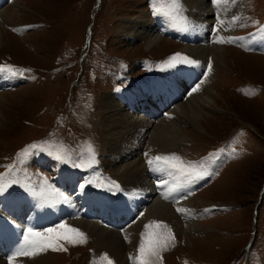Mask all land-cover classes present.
Listing matches in <instances>:
<instances>
[{
	"label": "rangeland",
	"instance_id": "374dc122",
	"mask_svg": "<svg viewBox=\"0 0 264 264\" xmlns=\"http://www.w3.org/2000/svg\"><path fill=\"white\" fill-rule=\"evenodd\" d=\"M205 1L208 14L203 9L195 11L191 2V8L184 6V10L183 0H8L0 9V67L15 70L0 71V189H4L0 196L34 195L32 190L39 193L47 180L53 199L36 196L45 204L62 201L70 205L71 216L59 225L79 229L86 237V242L71 243L61 235L66 229L51 227L55 229L49 236L53 247L43 250L46 264H116L112 253L98 240L96 229L115 232L124 244L125 264H140L142 234L151 221L166 224L172 234L159 258H151L152 264H264V0ZM154 9L159 13L154 14ZM191 11L197 12V21L206 25L205 32L196 30ZM144 15L154 22L153 34L161 39L157 48H147L148 41L141 36L129 43L123 33L127 22L136 24ZM7 16L15 24H6ZM157 21L182 30L188 41L179 43L162 36ZM90 24L92 35L84 43ZM220 38L225 42H215ZM200 44L208 47L204 63L183 49ZM213 47L222 50L219 54L215 51L214 56ZM177 53L210 73L206 87L213 90L215 103L203 110L195 124L178 118L186 136L159 156L175 154L185 164H202L213 174L185 185L169 177L163 200L178 224L150 219L129 245L126 230L143 218L138 216L139 210L137 219L124 228L119 221L113 228L96 222L99 226L90 230L89 222L95 221L73 213L71 204L79 190L82 194L77 202L84 200L85 189L112 200L126 193L119 176L121 167L108 165L101 99L112 96L131 114L133 103L129 101L138 91L134 90L137 84L160 75L164 82L175 79V70L170 68L184 63L171 60ZM199 85L195 82L191 89ZM70 90L74 94L68 109ZM146 137L142 146L148 143ZM57 154L66 162L57 160ZM135 157L131 155V159ZM63 174H74L75 186L68 185ZM59 178L71 194L52 183L58 184ZM182 196H187L183 212L177 211ZM127 198L123 204L135 212L134 200ZM187 208L191 212L189 222L185 219ZM5 209L0 210L2 219L8 218ZM114 217L126 219L129 214L117 212ZM37 229L35 232H46L50 228ZM15 256L0 257V261L19 264L24 257Z\"/></svg>",
	"mask_w": 264,
	"mask_h": 264
},
{
	"label": "bare ground",
	"instance_id": "6f19581e",
	"mask_svg": "<svg viewBox=\"0 0 264 264\" xmlns=\"http://www.w3.org/2000/svg\"><path fill=\"white\" fill-rule=\"evenodd\" d=\"M190 2L191 4H193V6L194 5L196 6V9H194L195 11L197 10L201 11V9H203V12L205 14L209 13L207 12L208 9H206L207 4L205 0H183L182 2L183 9H184V6H186L187 9L189 10L191 8ZM197 12L194 14L193 11H191V14L195 16L193 17L194 20H192L194 22L193 25H195L196 30H200L201 28L202 31L205 32L206 25H204V23L202 22L200 23L199 21H197L198 20ZM204 13H202L203 16L205 15ZM146 15L140 16L139 19L136 21V24H131L130 21L127 22L125 24V30L123 31V33L126 36V40L129 43L132 42L137 37L141 36L142 38L147 39L148 41L146 44L147 48L149 49L151 47L157 48L155 46L158 45L159 43H160L159 46H161L162 42H159L161 41V39L159 40V38L156 37L155 34H153L154 22H150L149 21L150 17L147 18ZM6 20H7L5 21L6 24H9L10 22L15 24V22L8 16ZM159 22L157 21V25L162 27V28L160 27L162 36H163V33L168 30H173V29L179 30V29L173 28L174 26L166 27V25H162L163 23L161 21ZM1 27L2 25L0 24V34L3 30L1 29ZM142 34H145V35H142ZM201 43L207 46L206 40L201 41ZM203 45L201 46L200 44L196 48H191V47L186 46L183 49L184 51L188 53L195 54L197 59L201 60V62L204 63L207 57L208 47L205 48V46ZM213 49H214L213 53L217 51V54H219L220 50H222V48H214V47ZM215 54L216 52L214 53V56ZM189 56L191 55L189 54ZM199 71L200 73L202 72V70H199ZM174 75L176 79L178 74L176 73ZM209 77H210V73L208 72V73L203 74L198 80L195 81L197 84L198 83L200 84L198 86V90L195 92L192 91L193 88L191 89L192 85L187 87V85H185L184 83H179L178 81L173 79V81L171 82L177 86V89H178L177 93L179 96V99H178L179 101L174 103V100H173V102L170 104V109H168L169 111H167V113L163 114L162 112L159 115H157L155 112L145 113L149 116H152L151 119L149 117L141 115V113H138L136 109L131 110L132 113L134 114L132 113L129 114L125 110L126 106L123 107L120 104H118L117 99L113 98L112 96L103 95L101 99L100 107H101V112L103 114V117H102L103 119L101 121L102 122L101 128L103 129V133L105 137L104 146L106 147V150L108 153V156H107L108 165L112 168V167H115L116 164H119L118 166L121 167V172L119 176L122 178L123 186L126 190V193L123 194L120 197V199L122 200V202H124L127 197L132 198L134 200L133 204H135L136 206L135 213L139 210L140 212L138 216L143 217L140 220V222H138L135 225H131L130 227H128L127 230L125 229L127 232L126 237H127V241L129 245L133 244V241L135 239L134 237H136L135 236L136 232L139 229H141L143 225L147 224V222L149 223L150 219L165 220L172 225L175 224V226L178 224V220H177L178 218L173 215V210L166 203H164L165 200H163L164 198L163 196H165L164 193L167 194L168 188H169L167 187L165 192H163V189L165 187V182L167 179H169V177H171L170 178L171 180H173L174 177L171 175H168L166 171L165 172H161L159 170L154 171L153 170L154 166L150 167L148 164V160L154 156L160 155L161 153H166V151H168L175 144L176 140L181 139L186 136L184 132L181 130L180 125L183 124L181 120L184 119L185 121L184 123L192 122L193 124H195L197 123V119L205 112V111L203 112V110L205 108H210L215 103L213 90L210 87H206V84H209L208 83ZM187 93L188 95L187 97H185ZM139 94L140 93L137 94L134 92V95L136 96H138ZM133 99H135V97L132 98L129 101V103H133ZM167 102L168 101L165 100V97H159L157 100H155L152 103V105L162 106L166 104ZM178 118L181 119L180 120L181 123L180 121L177 120ZM152 125H153L152 130L148 131ZM146 135L148 137L147 139L148 143L146 146H142V143H143L142 141ZM131 155L136 156V157L134 159H131ZM148 168L150 169V171H148ZM63 175H64L63 178L68 180L69 182L68 185L75 186V183H74L75 181L71 178L70 175H65V174ZM181 184L185 185V183L183 182ZM69 194H71L70 191H69ZM79 194H82L80 190L76 192L74 198H77ZM184 197L182 196V199L180 202V206L182 209L185 208V206L187 205V201L185 202L183 201L185 199ZM36 200L41 202V204L37 203ZM36 200L33 202V205L30 207V211H33L35 217L40 218L41 213L43 212V200L41 199L40 200L36 199ZM17 201L18 200H15L14 202L16 203ZM6 202H7L6 200H0V206ZM61 202L62 201H59V203ZM24 203L25 202L19 201L17 204L24 205ZM3 207L4 206L2 205V207H0V210ZM48 207L54 209V207H52L51 205H49ZM65 208L67 210L68 209L71 210L69 208V205H67ZM185 212H187L185 219L186 221L189 222L191 218L190 217L191 212L190 210H188V208L186 209ZM50 214H51L50 216L51 219H53V218H58L59 213L57 210H55V211H52ZM24 225L25 227L29 226L27 223ZM4 226H5V231L10 232V233H13L16 227H20V226H15V225H10V224H5ZM89 226H90V230L91 229L95 230L96 227L99 225H97L96 222L95 223L89 222ZM82 229L85 230L84 228ZM96 230H97L96 235L99 237L98 240H100L101 245H103L104 248H106L112 253L114 259L116 260V264H125L124 254H123L124 244H122L117 234L109 230L108 231H105L103 229L101 230L96 229ZM39 233H45V232L41 231ZM132 256L134 257V261L136 263L137 261L135 259L136 257L134 253L132 254ZM45 257L46 255L43 253V251L37 249L35 251V254H33L32 256L27 255V256H24L22 260L20 259L19 264H44ZM10 258H14V257H10ZM8 262H11V261L8 260ZM0 264H4V263L0 261Z\"/></svg>",
	"mask_w": 264,
	"mask_h": 264
},
{
	"label": "snow or ice",
	"instance_id": "6c2138e0",
	"mask_svg": "<svg viewBox=\"0 0 264 264\" xmlns=\"http://www.w3.org/2000/svg\"><path fill=\"white\" fill-rule=\"evenodd\" d=\"M159 9H154V14H158ZM261 35L264 36V29H261ZM215 42H225L223 38H220L219 40ZM229 42H234L232 38H229ZM171 60L173 61H180L188 64H194L196 63L193 60H190L187 57L181 56L179 53L175 54ZM210 70V66H209ZM0 71H6L9 73H14L15 70L8 66L6 68L0 67ZM198 90V86L194 87L192 89L193 92ZM32 148H37V145H32ZM56 159L59 160L61 163H65L66 160L60 156L59 154L56 155ZM148 164L150 167H153V170H159L161 172H167L168 175H171L174 177L177 181H182L183 183L192 184L197 183L199 180L203 179L206 175H212L213 172L209 171L208 169H204L202 164H197L193 162H189L185 164L180 160L178 156L175 154L171 156H154L151 159L148 160ZM199 169V170H198ZM89 184L92 183V181H88ZM81 188H84L85 185H80ZM180 187V184H177V188ZM51 188L50 185H48L47 180L44 181V187L41 188L39 193H36L33 189L34 195H39L46 200H52L53 195L52 191L49 190ZM4 189H0V191H3ZM191 193H188L190 195ZM61 198L64 200H67V197H64L62 194H60ZM185 199L187 196L184 197ZM177 211L183 212L184 209L178 208ZM60 229H66V233H61V235L65 236V238L69 239V242L71 243H83L86 242V237L84 233L80 232L79 229L68 227L64 224H61L58 226ZM154 229H167V231H155ZM55 229H48L45 233H39L35 232L32 229H28L27 233L24 235V241L25 246L21 248L19 252L16 253L17 256L20 255H33L35 254V251L37 249L43 251L45 250V245L47 247H53V244L51 240L49 239V236L51 233H53ZM66 234H73L71 236H68ZM144 236V241L141 242L139 247V260L140 264H152V257L159 258L160 253L162 250H164L169 242V240L172 238L171 230L168 229V226L163 223H157L156 221H151L149 224L145 225V232L142 234ZM103 259H107L105 256ZM109 264H111V261H109Z\"/></svg>",
	"mask_w": 264,
	"mask_h": 264
},
{
	"label": "water",
	"instance_id": "95a60500",
	"mask_svg": "<svg viewBox=\"0 0 264 264\" xmlns=\"http://www.w3.org/2000/svg\"><path fill=\"white\" fill-rule=\"evenodd\" d=\"M259 200H260V198H259ZM258 204H259V201H258V203L256 204V206H258Z\"/></svg>",
	"mask_w": 264,
	"mask_h": 264
}]
</instances>
